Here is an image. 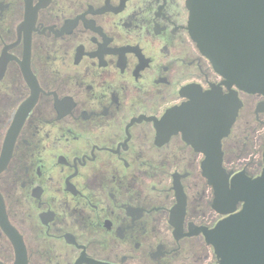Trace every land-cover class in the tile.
<instances>
[{
	"label": "flooded vegetation",
	"instance_id": "obj_1",
	"mask_svg": "<svg viewBox=\"0 0 264 264\" xmlns=\"http://www.w3.org/2000/svg\"><path fill=\"white\" fill-rule=\"evenodd\" d=\"M187 2L0 0V264H217L206 155L160 127L230 92ZM230 90L221 164L254 179L264 96Z\"/></svg>",
	"mask_w": 264,
	"mask_h": 264
},
{
	"label": "water",
	"instance_id": "obj_2",
	"mask_svg": "<svg viewBox=\"0 0 264 264\" xmlns=\"http://www.w3.org/2000/svg\"><path fill=\"white\" fill-rule=\"evenodd\" d=\"M187 7L192 40L230 92L211 90L181 106L219 111H168L160 127L181 132L206 155L201 169L214 192L213 208L227 215L213 229L203 230L217 264H264V150L262 172L254 179L243 172L227 174L220 151L241 107L231 87L264 96V0H188ZM178 203L182 206V196Z\"/></svg>",
	"mask_w": 264,
	"mask_h": 264
}]
</instances>
